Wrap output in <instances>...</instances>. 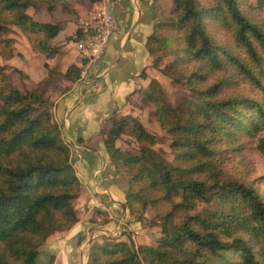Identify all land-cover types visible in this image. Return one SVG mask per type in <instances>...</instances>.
Masks as SVG:
<instances>
[{
    "label": "trees",
    "instance_id": "1",
    "mask_svg": "<svg viewBox=\"0 0 264 264\" xmlns=\"http://www.w3.org/2000/svg\"><path fill=\"white\" fill-rule=\"evenodd\" d=\"M64 1L0 0V58L15 56L10 26L36 55L55 56L51 41L62 23L37 21L26 10L53 13ZM152 5L146 49L154 67L190 95L173 107L154 79L142 92L171 139L170 152L156 148V136L130 115L112 118L104 144L128 183L129 213L143 221L152 209L161 237L137 251L132 242L102 235L91 243L87 264H264V175L247 160L242 169L234 166L235 153L251 139L264 159V0H173L171 15L159 0ZM167 56L174 61L162 66ZM45 67L48 76L22 92L0 65V264H38L47 239L79 221L74 203L82 184L46 98L60 72ZM80 72L71 65L65 77L74 82ZM236 76L256 94L229 93ZM124 134L136 140V152L117 146ZM201 203L215 209L193 213Z\"/></svg>",
    "mask_w": 264,
    "mask_h": 264
},
{
    "label": "crops",
    "instance_id": "2",
    "mask_svg": "<svg viewBox=\"0 0 264 264\" xmlns=\"http://www.w3.org/2000/svg\"><path fill=\"white\" fill-rule=\"evenodd\" d=\"M159 1L166 11L173 8V0ZM64 2L53 13L41 8L35 15L40 22H61L63 25L51 41L58 47L55 56L44 58L36 55L30 46L19 48L17 45L18 56L2 63L21 72L20 85L24 91L33 90L48 76L46 63L60 72L53 77L47 92V98L53 103L54 119L70 146L71 161L82 183L81 191L84 189L95 199V203L91 200L96 205L93 208L109 213L110 221L105 225L96 224L91 216L84 220L85 215H80L74 227L52 235L40 251L49 259L54 257L53 264H87L91 243L101 242L102 235L113 237L112 232L118 228L127 231L129 239L137 245L146 246V241L150 240L146 234L137 239L134 236L142 231V226L124 207L128 183L117 173L104 139L112 127V118L131 114L140 92L146 90L152 77L158 78L151 66L152 56L146 49L147 38L153 32L154 11L153 0H103L112 7L119 30L109 39L99 63L86 70L85 60L77 50V42L84 37L80 23L97 3L92 4L90 0ZM71 65L82 71L81 77L74 82L65 77ZM120 149L125 147L120 146ZM112 195L123 207L111 200ZM120 237H116L118 241L123 235Z\"/></svg>",
    "mask_w": 264,
    "mask_h": 264
},
{
    "label": "rangeland",
    "instance_id": "3",
    "mask_svg": "<svg viewBox=\"0 0 264 264\" xmlns=\"http://www.w3.org/2000/svg\"><path fill=\"white\" fill-rule=\"evenodd\" d=\"M100 2H103V0H101ZM41 8L46 9L43 6L39 7V8L30 7V8H28V10H26V13L29 14L30 16H32L35 19V15L37 13V10H39ZM172 9L170 11H166V10L165 11H166L167 14L171 15L172 14ZM255 14L257 15V13H255ZM35 20H37V19H35ZM37 21H39V20H37ZM8 36L14 40V48H15L14 49V53H15V56H18L17 45L19 46V48L20 47L22 48L24 45L25 46H30L28 38L16 26H10V33H9ZM81 40H83V37L77 42V50L80 53V55H81V52H80V50L78 48V44L81 42ZM151 56H152V65L151 66L156 70V72L158 74V78L152 77L150 80L154 79L162 86V88L164 90V93H165L166 100L168 101V103L171 106L179 107L183 103L184 99L189 97L190 93L183 86L174 84L171 77L164 75L156 67H154L153 60H154L155 56H153V55H151ZM81 57H82V55H81ZM173 61H174V57L173 56H167L161 62V65L165 66L166 64H169V63H171ZM2 62H6V61H3L0 58V65H5L8 68L7 69L8 81L12 85L18 87L22 92H26L27 90L26 91L22 90L24 88L20 85V81H23V76H22L21 72L19 73L18 72L19 70L17 69L18 70L17 71L15 67H10V66L6 65L5 63L3 64ZM14 65H16V64H14ZM81 72H80L79 78L82 75ZM233 81H234V83H233ZM229 82H230V84L227 87V91H229V93H231V94H244V93H246L248 95H255L256 94L254 89L251 86L250 87L246 86L242 82V80L239 77H237V76H236V78L229 79ZM142 92H140V97L136 98L135 99L136 101H134L135 104L133 105L134 109L131 110L132 113L128 114V115H130V116H132L134 118H137L143 124V126L146 127V129L149 132H151L152 134H154L156 136V138H157L156 148H160V149H162V150H164L166 152H170L171 139L166 134V132L163 129L160 128V126L156 122V120L151 117V112H153L154 108L151 105H148V104L143 102ZM46 98H47V93H46ZM47 100H48V103L51 104L49 110H51V112L53 113V103L51 101H49L48 98H47ZM119 116H123V115H119ZM253 142H254V140H252V139L250 141L247 140V142L244 145L245 146L244 149H242L240 152H236L235 153V154H237V153L238 154H237V158H236V163L235 164L233 163V164L238 169H242L243 167H245V164H241L240 165V163L243 162L244 160H247L249 165L252 166V169L255 170L256 172H258V175L259 174L264 175V159L254 149V143ZM117 146L119 148H120V146L125 147V149L123 151L132 150L133 153H134L137 150L136 140L132 136L125 135V134L122 135L120 137V139L117 141ZM232 153H234V152H232ZM168 158L171 160L170 156H168ZM260 188H261V190L264 191V184H262L260 186ZM83 190L80 191L81 194H79V196H78L79 199L77 200V203H76V201L74 203L75 204V208L77 210V216L81 215L83 217L85 215L84 216V220L90 219V216H91V219H92V221L94 223L105 225L108 221H110L109 220L110 219L109 213H107V211L104 210L106 212L105 213L104 211L100 210L97 207L93 208L92 206H96V205H93L91 203V200H92L93 203H95V199H93L92 196L87 195L86 191L84 190L85 191L84 192ZM106 200L108 201L109 199L106 198ZM111 200H113L115 202V204H119L118 206L121 205V203H117L118 199L114 195H112V199ZM108 203H109V201H108ZM108 203H103V204L108 205ZM98 206H100V205H98ZM121 206L123 207V204ZM204 209L213 210V209H215V205L201 203L200 206L196 209V212H193V213L200 212V211H202ZM154 215L155 214L152 211V209L149 208L146 211V213H145V218L143 219V221L138 220L134 216V219L137 222H139L141 224V226H142V231L141 230L138 231V232H140V234L137 232V233L134 234V236L137 239V236H144L146 234L149 237V239H150L149 241H146V246H144V245L140 246V245L135 244L133 242V240L131 241V239H129L127 231H122L119 228L116 229V231L112 232L111 235H113V237L115 236V238L116 237L121 238L120 235H123V239L121 241L122 242H127V243H131L132 242L134 244V246H135V249L137 251H139L143 247L155 246L157 244V240L161 237V225L154 218ZM132 217H133V215H132ZM78 219H79V217H78ZM61 232H65V231H61ZM55 233H57V232H55ZM54 234H52V235H54ZM129 235L131 236L132 233L131 234L129 233ZM107 236H110V235L107 234ZM42 246L39 248V253H38V257H37V263L38 264H48L49 258L47 257V255L44 252L41 253V251H40V249H42ZM144 264H148V263L146 261H144Z\"/></svg>",
    "mask_w": 264,
    "mask_h": 264
},
{
    "label": "built area",
    "instance_id": "4",
    "mask_svg": "<svg viewBox=\"0 0 264 264\" xmlns=\"http://www.w3.org/2000/svg\"><path fill=\"white\" fill-rule=\"evenodd\" d=\"M83 40L78 44L85 68L99 63L111 36L118 32L119 24L109 4L98 2L80 23Z\"/></svg>",
    "mask_w": 264,
    "mask_h": 264
},
{
    "label": "water",
    "instance_id": "5",
    "mask_svg": "<svg viewBox=\"0 0 264 264\" xmlns=\"http://www.w3.org/2000/svg\"><path fill=\"white\" fill-rule=\"evenodd\" d=\"M124 207H126V205L124 204Z\"/></svg>",
    "mask_w": 264,
    "mask_h": 264
}]
</instances>
